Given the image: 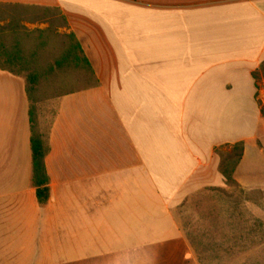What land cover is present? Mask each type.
Returning a JSON list of instances; mask_svg holds the SVG:
<instances>
[{"label": "crops", "instance_id": "obj_1", "mask_svg": "<svg viewBox=\"0 0 264 264\" xmlns=\"http://www.w3.org/2000/svg\"><path fill=\"white\" fill-rule=\"evenodd\" d=\"M0 5L60 11L98 80L58 100L42 205L27 84L0 70V264H247L195 246L176 210L228 187L219 150L238 143L234 180L264 193V0Z\"/></svg>", "mask_w": 264, "mask_h": 264}, {"label": "rangeland", "instance_id": "obj_2", "mask_svg": "<svg viewBox=\"0 0 264 264\" xmlns=\"http://www.w3.org/2000/svg\"><path fill=\"white\" fill-rule=\"evenodd\" d=\"M73 45L60 11L0 5V68L26 81L36 132L45 140L59 98L98 83L82 55L71 50ZM256 79L264 108V67ZM238 155L230 148L219 150L221 164L231 157L236 161ZM262 214L264 193H247L232 184L196 193L176 210L180 225L195 246L209 248L216 257L218 249L224 247L231 261L247 254V264H264Z\"/></svg>", "mask_w": 264, "mask_h": 264}, {"label": "trees", "instance_id": "obj_3", "mask_svg": "<svg viewBox=\"0 0 264 264\" xmlns=\"http://www.w3.org/2000/svg\"><path fill=\"white\" fill-rule=\"evenodd\" d=\"M70 38L74 41V45L72 46L71 50L72 51L77 50L82 55L81 56L82 61H84V63L90 69L91 73L94 75L91 64L87 59V57L84 55V52L80 44L76 40L75 36L71 34ZM0 70H4V69L0 68ZM30 114H31V124H32L31 151H32L33 182L37 190V198L39 203L45 205L48 203L50 199V186H49L50 180L47 175L46 166H45V159L47 155L50 153L49 137H47V140H45L42 135L37 134L36 132L35 113L32 110V101H31ZM262 114L264 115V109L262 110ZM233 150L239 153V155L237 156V160L235 161L234 158L231 157L228 161L222 163L220 166V172L226 179L228 185L232 184L238 186V184L233 178V175L236 170V167L240 163V159L242 157V153L244 150V143L236 144L233 147Z\"/></svg>", "mask_w": 264, "mask_h": 264}]
</instances>
